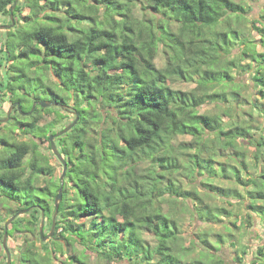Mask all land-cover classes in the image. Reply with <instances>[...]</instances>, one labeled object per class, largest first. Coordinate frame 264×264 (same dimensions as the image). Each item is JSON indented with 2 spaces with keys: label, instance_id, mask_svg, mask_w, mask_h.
<instances>
[{
  "label": "trees",
  "instance_id": "trees-1",
  "mask_svg": "<svg viewBox=\"0 0 264 264\" xmlns=\"http://www.w3.org/2000/svg\"><path fill=\"white\" fill-rule=\"evenodd\" d=\"M18 1L0 35V101L13 105L0 123V216L28 209L7 228L23 239L10 264L241 263L219 252L234 208L264 224V12L246 21L257 0ZM14 2L0 0L9 25ZM43 99L66 108L24 114ZM70 114L54 141L61 181L39 142ZM186 214L206 228L186 235Z\"/></svg>",
  "mask_w": 264,
  "mask_h": 264
},
{
  "label": "rangeland",
  "instance_id": "rangeland-1",
  "mask_svg": "<svg viewBox=\"0 0 264 264\" xmlns=\"http://www.w3.org/2000/svg\"><path fill=\"white\" fill-rule=\"evenodd\" d=\"M19 2V1H18ZM252 6V10L249 12V14L246 16V21H248V27H250L251 25V20L253 18L258 19L260 17V15L262 14V12H264V0H257L254 2L250 3ZM29 13V9L25 8L23 11L22 16L25 17L27 16ZM8 20L6 17L0 16V25H4L7 24ZM4 30H0V35L3 33ZM258 38V37H257ZM165 63V60L163 58L162 54H159L156 60V64L158 67H163ZM237 81L238 82H242L245 85H249L252 87L250 78L248 74L245 73H240V74H235ZM2 77L5 79V73L3 70L2 73ZM173 87L176 89H181V90H191L195 85L191 84V83H185L183 81L177 80L176 82H173ZM46 101H55V100H51V99H43ZM41 100V101H43ZM9 99L5 98L3 100L0 101V116L1 117H5V115H7V111L10 108V104H9ZM212 105H206L202 108L201 112L204 111H208L211 110ZM12 114V112H11ZM10 114V115H11ZM53 115H46V120H50L51 117ZM73 115H69V117L65 120L66 122L61 124L59 126V130L63 129L64 127H66L68 125V122H71L73 117ZM45 120V121H46ZM181 139H185V140H189V138H181ZM40 146H41V151L43 152V154H46L48 156L49 159V163L51 165H53L55 167V172H54V176L56 178H58L61 173H62V164L61 162L57 159V157L54 155L52 156V154L50 153V149L49 147V143L48 142H39ZM175 143H178V141H175ZM224 155H226V153H224ZM224 186H227V184H224ZM239 190H241V188L239 187ZM219 204L226 206L225 203H221L219 202ZM3 207V206H0ZM242 207L239 208H234V213L235 210L240 211L238 212V222H237V226L236 227H232L231 231H232V236L228 239L229 242L227 244H225L223 246V248L221 249V251L219 252L221 255H223V257H225L226 259H234L237 256H241V263L240 262H236V264H252V262L255 261V263H264V258L262 256H258L257 255V251L258 249L262 248L264 249V224L261 222V219L259 217H257L255 214L251 213L252 216V220H250V222H248V210L244 209ZM23 215V214H22ZM7 213L3 210L1 212V216H0V229L1 227L4 225L3 220L6 218ZM232 222L234 221L232 219L229 218H224V223L228 224V222ZM6 222V221H5ZM182 226H183V230L186 231V235L188 233H193L195 231L198 230H202L204 228H206V225L204 223H202V221H199L197 219L191 218L189 217V215H185V217L182 220ZM48 227L47 224L45 223V217H44V226H43V235L48 234L47 231ZM213 229H218L217 231H222L221 228H213ZM145 237L147 239H151V237L149 235H145ZM2 241H0V264L2 262H4V256H5V250L3 249L2 246ZM234 242V244H230ZM21 244H23V239L20 237H9L7 236V242H6V246L7 249L9 251L10 254V263L15 259L19 249H21ZM37 245L39 246V243L37 242ZM77 248L79 249V247L77 246ZM244 250L245 249V254H241L240 250ZM69 254V253H68ZM58 257V261H62L65 257L66 254L64 255H59L57 254ZM255 257L258 259H261L260 262L257 260H255ZM92 264H95V259L94 256L91 257L90 259ZM114 264V263H112Z\"/></svg>",
  "mask_w": 264,
  "mask_h": 264
},
{
  "label": "water",
  "instance_id": "water-1",
  "mask_svg": "<svg viewBox=\"0 0 264 264\" xmlns=\"http://www.w3.org/2000/svg\"><path fill=\"white\" fill-rule=\"evenodd\" d=\"M17 2H18V0H15L14 4H13L11 10H10L11 24L9 26H1L0 25V30L7 29V28L12 27L14 25L13 9L16 6ZM36 105H39L43 109L48 108V107H51V106L52 107H58V108H61V109H65L66 108V106L64 104H62V103H60L58 101H46V100H43V101H39V102L33 103L31 110L29 112H27V113H24V114L29 115L33 111V109L35 108ZM12 106L13 105H11V107L9 108V110L7 112V117L4 120H0V123H5V122H7L9 120V116H10V113H11V110H12ZM77 119H78V115L76 114L75 115V120H74L73 123H71L70 125H68L64 129H62L61 131H58L57 133L48 136V141L50 143V146H51V149H52L53 154L57 157V159L63 165V171H62V174H61V177H60L61 178V181L63 180V177L65 175V171H66V168H67V164L63 160V158L59 154V152L57 151V149L55 147V142L54 141H55V139H57V138L63 136L64 134L68 133L74 127V125L76 124ZM62 191H63V189H62V187H60L58 189L57 195L55 197V200H54L55 210H54V214H53V218H52V225H51L50 232L46 236L43 235L44 213L42 211L41 223H40V226H39V234H40V237H41L42 241H46L48 238H50L52 236V233H53V230H54V227H55V221H56V217H57V213H58L59 204H60V202L62 200ZM27 211H28V209L26 211H20L17 215H15L11 219H9L4 224L6 230H5V233H4V236H3L2 246H3V249L5 250V254L7 256V263L8 264H10V254H9V251L7 249V246H6L7 236H8L7 235L8 225L17 216L22 215V214H24Z\"/></svg>",
  "mask_w": 264,
  "mask_h": 264
},
{
  "label": "flooded vegetation",
  "instance_id": "flooded-vegetation-1",
  "mask_svg": "<svg viewBox=\"0 0 264 264\" xmlns=\"http://www.w3.org/2000/svg\"><path fill=\"white\" fill-rule=\"evenodd\" d=\"M1 26H9V24H4V25H1ZM10 107H11V105H10ZM8 112V111H7ZM11 112H13V106H12V110H11ZM7 114V113H6ZM11 114V113H10ZM11 116V115H10ZM9 116V117H10ZM7 117V115H5V117H0V120H4L5 118ZM62 171H63V167H62ZM62 174V173H61Z\"/></svg>",
  "mask_w": 264,
  "mask_h": 264
}]
</instances>
